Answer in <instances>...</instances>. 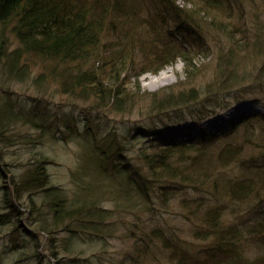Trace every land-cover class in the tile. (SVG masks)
<instances>
[{
    "label": "rangeland",
    "instance_id": "1",
    "mask_svg": "<svg viewBox=\"0 0 264 264\" xmlns=\"http://www.w3.org/2000/svg\"><path fill=\"white\" fill-rule=\"evenodd\" d=\"M229 1L232 9L215 12L214 17L198 12L191 1L167 0V3H162L160 0H142V3L144 12L150 10L153 18L159 20L167 13L166 9L176 6L195 14L201 26V39L205 41L201 42L202 48L198 54L201 70L197 79L202 83L210 81L215 75L216 65L228 71L229 67L236 66L237 72H246V78L236 83L243 84L237 89L242 92L238 98L234 96L236 90L222 93L228 101L227 105L223 103L222 109H217L216 113L203 118L199 123H191L186 128L192 129L196 134L191 141L206 152L216 153L226 143L241 146L244 156L252 154L254 158L249 165H255L252 170L250 166L241 165V174H250L253 181L263 180L264 120L260 116L264 115V0ZM213 18L218 25L212 23ZM168 21V30L172 34H180L177 26L171 27L170 16ZM135 31L139 39L146 36L142 26ZM202 52L207 55L200 56ZM146 65L135 53L122 67L133 66L135 72H140L146 69ZM45 66L42 60L36 58L31 64L30 72L26 74L28 76H14L0 81V102L8 100L15 109L22 108L28 114L24 122L11 125L6 132L5 137L8 136L10 143L0 139V264H42L30 256L31 252L37 249L38 241H47L48 243L42 244L44 247L51 245L43 235L40 239L34 237L40 227L38 221L50 220L51 216L45 215V208L39 210L41 215L36 210H30V204H33L31 200L39 203L43 198L41 193L30 189L24 191L23 188L19 196L11 195L7 200L4 199L5 190H11L15 186L14 179L17 181L19 174L30 163L36 159H44L48 184L63 187L70 197H76L77 194L74 193L77 187L72 175L82 162L83 152H87L85 150L94 142L98 145L95 148L97 152L106 153L102 140L107 133L121 138L134 125L143 124L156 127L151 133L163 134L160 144H170L174 138L177 142L189 138L188 129L183 125L161 128L168 125L166 122L169 118L167 114L157 113L161 111L152 110L147 100L148 93L176 84L182 72L180 59L165 65L158 73L142 72L136 80L138 86L129 84L131 100L119 109L113 104L97 102V99L84 100L82 97L62 93L54 76L38 80L36 75ZM224 86L226 85L218 86V90ZM94 104L101 106L100 110L92 111ZM43 111L47 118H40L39 114ZM69 122L78 123L80 134H75L73 129L64 138L56 127H65L64 124ZM86 125L92 130L89 138L83 133ZM199 127L200 134L197 132ZM204 131L210 139L205 143L202 140ZM166 134L170 135L166 137ZM248 135L255 140L246 139ZM137 142H128L127 145L133 148ZM203 158L202 155L201 159ZM231 160L222 166L226 170V178H222L221 183L226 182L228 177L235 178L239 173V162ZM127 166L133 169L129 164ZM136 175L133 174V177ZM110 176H104L101 186L104 192L100 191V200L89 209L91 212H103L104 216L99 222H92L89 218L85 222L67 219L53 226L56 228L57 244L61 242L58 238H68L69 241L64 245L68 249L59 247V256L50 255L51 250H46L52 263H56L57 257L66 260L67 264L212 263L221 258L216 249V237L221 233V228L225 233H233L234 241L240 238L236 247L247 259H253L259 254L261 249L258 245L262 244L260 236H251L244 225L252 223L258 213L264 212V189H255L250 196L239 198L232 192L225 193L226 190L220 185L215 186V178H205L195 183L170 180L169 183H176L175 193L161 196L157 190L150 189L148 199L144 200L135 195V181L122 175V172L118 173L114 183L130 190L126 191L128 196L125 197L116 194L113 190L115 187L111 189L113 177ZM169 183L163 184L172 189ZM258 194H262V197H257ZM13 205L17 206L16 211ZM213 207L219 209L222 219L223 225L218 231L211 230L206 217ZM229 225L236 227L231 230L227 228ZM94 227H98L96 233ZM67 229H73L74 232ZM237 235H240L238 239ZM223 237L231 240L227 234H223Z\"/></svg>",
    "mask_w": 264,
    "mask_h": 264
},
{
    "label": "trees",
    "instance_id": "2",
    "mask_svg": "<svg viewBox=\"0 0 264 264\" xmlns=\"http://www.w3.org/2000/svg\"><path fill=\"white\" fill-rule=\"evenodd\" d=\"M185 1L193 2L198 12L202 11L213 17L215 12L232 9L229 0ZM160 2L167 3V0ZM144 9L142 0H0V81L14 76H28L29 74H26L30 72L31 64L37 58L46 65L36 75L38 80L43 81L46 77L54 76L53 79L62 93L82 97L84 100L97 99V102L113 104L119 109L131 100L132 91L129 84L138 86L136 80L142 72L158 73L165 65L180 59L182 72L176 84L148 93L147 100L152 110L161 111L157 112L158 114H167L168 125L161 127L166 129L175 125L189 127L191 123H199L203 118L216 113L217 109H222L223 103L228 104L226 97L222 95L224 92L236 90L235 98L242 94L237 89L243 84L236 83L246 78V72H237L236 66L229 67L228 71L216 65L215 75L210 81L202 83L197 79L201 70L198 54L202 48L201 42L205 41L201 39V26L195 14L176 6L166 9L167 13L159 20L153 18L150 10L144 12ZM138 15L145 17L140 18ZM168 16L172 19L171 27L177 26L180 34H172L168 30ZM212 23L217 24L214 18ZM140 26L146 36L139 39L135 30ZM135 53L147 63L143 71L135 72L133 66L122 67ZM203 55L207 53L202 52L200 56ZM230 59L231 57L229 62ZM220 85L226 86L218 90ZM100 108L101 106L94 104L92 111ZM26 112L22 108L15 109L8 100L0 102V139L10 143L8 136L5 137L6 132L11 125L19 121L24 122L28 117ZM187 114L189 115L185 117ZM39 115L40 118H47L45 111ZM260 117L264 120V115ZM64 126L56 127L64 138H67L73 129L75 134H80L78 123L69 122ZM154 129L156 127L140 124L134 125L129 133L122 134L121 138L107 133L102 140L106 153L97 152L95 148L98 145L90 143L91 147L85 150L88 153L83 152L82 162L72 175L73 183L77 187L74 193L77 194L76 197H70L63 187L48 184L49 177L45 171L44 159H36L30 163L19 174L17 181L13 177L15 186L11 190H5L4 199L7 200L11 195L19 196L23 188L24 191L30 189L39 192L43 198L39 203L31 200L33 204H30V210H36L41 215L45 208V215H51L50 220L38 221L40 227L38 226L39 230L34 234L37 239L43 235L51 245L44 247L42 244L48 242L38 241L37 249L31 252V257L42 264H67L66 260H60V257H57L56 263H52L46 253V250H51L50 255L59 256V247L68 249L64 246L69 241L68 238H58L61 242L56 243V228L53 226L67 219L85 222L89 218L92 222H99L104 216L103 212H91L89 209L93 208L102 196L100 191H103L101 186L104 176H118V173L122 172V175L135 181V195L144 200L148 199L150 189L157 190L161 196L175 193L176 183H169L170 180L195 183L201 179L215 178V186L220 185L226 190L225 193L232 192L239 198L250 196L255 189H264V179L253 181L250 174H241V165L250 166L251 170L255 167L249 165L250 160L254 159L252 154L244 156L241 146L226 143L216 153L206 152L197 146L196 142L191 141L196 135L191 129L189 140L177 142L174 138L175 141L172 140L170 144H160L163 134L151 133ZM91 131L86 125L83 133L89 138L92 136ZM202 136L203 143L210 141L205 131ZM246 139L255 140L249 135ZM134 141H138L135 147L129 148L128 142ZM200 155L204 158L201 159ZM230 159L231 162H239V173L235 178L228 177L226 182L221 183L222 178H226V170L222 169V166ZM212 161L216 163L213 164ZM128 164L133 166L132 170ZM135 173L137 175L133 177ZM117 176H110L113 177L111 189L115 187V193L125 197L130 189L125 190L123 186H117V183H114ZM163 183H169L173 188L168 189ZM155 186L157 188H154ZM259 195L262 197V194L257 197ZM13 208L14 211L17 210V206L13 205ZM206 217L212 231H218L223 225L220 211L215 207L208 211ZM235 227L236 225H229L227 228L232 230ZM97 228L94 227L95 233ZM244 228L251 236H260L262 240V244L258 245L261 250L255 258L247 259L236 247L240 235H237L236 238L239 239L234 241L233 233H225L221 228V233L216 237V249L221 258L212 263L204 261L203 264H264V212L258 213L254 221L244 225ZM67 230L74 232L73 229ZM236 231L242 233L240 230ZM223 234L229 235L231 240H225Z\"/></svg>",
    "mask_w": 264,
    "mask_h": 264
}]
</instances>
